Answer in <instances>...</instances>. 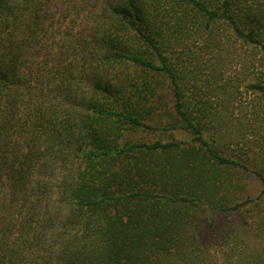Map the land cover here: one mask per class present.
Masks as SVG:
<instances>
[{"label": "trees", "instance_id": "16d2710c", "mask_svg": "<svg viewBox=\"0 0 264 264\" xmlns=\"http://www.w3.org/2000/svg\"><path fill=\"white\" fill-rule=\"evenodd\" d=\"M214 250L264 264V0H0V264Z\"/></svg>", "mask_w": 264, "mask_h": 264}, {"label": "rangeland", "instance_id": "374dc122", "mask_svg": "<svg viewBox=\"0 0 264 264\" xmlns=\"http://www.w3.org/2000/svg\"><path fill=\"white\" fill-rule=\"evenodd\" d=\"M178 136L181 137L182 135H178ZM248 183H249L251 191L254 192L255 194H257V193H259L261 191V189H262L261 185L256 179L250 177L248 179ZM250 239L252 240L251 241V246H254V245L258 246V243L261 240V238H256L255 236H251ZM214 252H215V250L213 251V253ZM215 253H216L215 257L217 259V263L216 264H222L224 262V256L225 255L222 254V252L221 253L220 252H215Z\"/></svg>", "mask_w": 264, "mask_h": 264}]
</instances>
